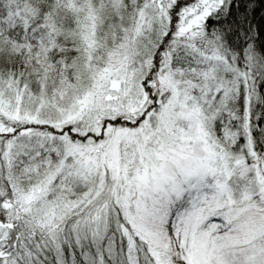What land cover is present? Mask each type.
<instances>
[{
	"label": "snow or ice",
	"instance_id": "1",
	"mask_svg": "<svg viewBox=\"0 0 264 264\" xmlns=\"http://www.w3.org/2000/svg\"><path fill=\"white\" fill-rule=\"evenodd\" d=\"M0 264H264V0H0Z\"/></svg>",
	"mask_w": 264,
	"mask_h": 264
}]
</instances>
